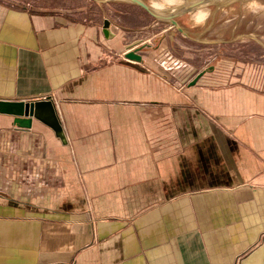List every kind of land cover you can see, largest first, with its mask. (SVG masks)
Masks as SVG:
<instances>
[{
	"label": "crops",
	"instance_id": "0c3cea01",
	"mask_svg": "<svg viewBox=\"0 0 264 264\" xmlns=\"http://www.w3.org/2000/svg\"><path fill=\"white\" fill-rule=\"evenodd\" d=\"M173 28L128 2L0 0V100L51 97L65 134L0 113V264H264V65L189 59L213 69L179 89Z\"/></svg>",
	"mask_w": 264,
	"mask_h": 264
},
{
	"label": "rangeland",
	"instance_id": "374dc122",
	"mask_svg": "<svg viewBox=\"0 0 264 264\" xmlns=\"http://www.w3.org/2000/svg\"><path fill=\"white\" fill-rule=\"evenodd\" d=\"M19 1L29 2L37 8L49 9L56 13L66 14L69 10H74L89 0ZM145 1L150 5L165 2L164 0ZM226 4L228 6H225ZM222 5H224L223 9L219 11H216V9L220 4H214L204 8L207 11V16L202 21L197 20L195 13H186L179 16L177 20L188 29L191 36L199 38L201 42L193 41L173 28L171 31L175 33L174 40L170 42L173 43L174 48H171V44L168 41L170 46L158 52V55H165L167 51H170L174 57L185 60L191 65L193 64L189 59H202L201 64L206 60V63L208 62L207 65H213L215 62L221 61L224 58L239 59L244 61L245 65L248 64L255 70H259V67L264 65V0H234V2L222 3ZM147 20L150 21L148 16ZM211 25L213 26L210 29ZM163 28L164 25H159L155 30L160 31ZM151 37L152 35H149L147 38ZM156 38L157 36L152 37L154 44L156 43ZM167 39L169 40L168 37ZM212 40H221L222 42L213 44L210 42ZM166 42L167 40H165ZM179 45L193 46L195 48H200L203 45L207 49L196 52L197 54H201L200 56L190 58V52L193 51L186 50Z\"/></svg>",
	"mask_w": 264,
	"mask_h": 264
},
{
	"label": "water",
	"instance_id": "95a60500",
	"mask_svg": "<svg viewBox=\"0 0 264 264\" xmlns=\"http://www.w3.org/2000/svg\"><path fill=\"white\" fill-rule=\"evenodd\" d=\"M103 2H128L135 4L145 10L156 21L168 23L171 27H174L177 31L182 33L183 36L189 39L200 41L199 38L190 35V32L184 27L177 18L183 14L195 12L200 9L207 8L210 5L222 3H230L234 0H186L180 7H168L166 10H160L154 5L148 4L145 0H97ZM111 21L106 18L103 24V33L107 39L113 37L110 29ZM150 44L143 43L141 46L130 50L125 53V57L130 60L142 62L143 56L141 51L148 47ZM213 66L200 71L195 78L189 83V86L197 84L200 78L205 73L211 71ZM0 113L13 115L14 122L18 127L31 128L34 118L44 122L50 126L56 133V136L65 142V134L63 125L60 121L58 111L55 102L52 99H35L30 101H12V100H0Z\"/></svg>",
	"mask_w": 264,
	"mask_h": 264
},
{
	"label": "built area",
	"instance_id": "2783aa9c",
	"mask_svg": "<svg viewBox=\"0 0 264 264\" xmlns=\"http://www.w3.org/2000/svg\"><path fill=\"white\" fill-rule=\"evenodd\" d=\"M150 41V39L148 40ZM132 48L127 49L121 56H125V53ZM160 63L173 75V80L169 79L167 82L172 83L179 89L190 83L195 76L200 72L197 68H194L191 64L185 60L177 59L170 51H167L165 55H160ZM38 99H51V97L45 96ZM63 264H75V263H63Z\"/></svg>",
	"mask_w": 264,
	"mask_h": 264
},
{
	"label": "bare ground",
	"instance_id": "6f19581e",
	"mask_svg": "<svg viewBox=\"0 0 264 264\" xmlns=\"http://www.w3.org/2000/svg\"><path fill=\"white\" fill-rule=\"evenodd\" d=\"M165 2L157 3L154 6L160 10H166L168 7H180L182 4L185 3L186 0H164ZM190 1V0H188ZM169 4V5H166ZM199 12L197 13V20L202 21L206 18L207 16V11L204 9L198 10Z\"/></svg>",
	"mask_w": 264,
	"mask_h": 264
}]
</instances>
